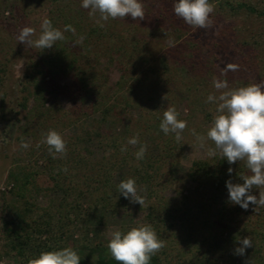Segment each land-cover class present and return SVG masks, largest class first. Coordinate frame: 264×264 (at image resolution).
<instances>
[{"label":"trees","instance_id":"obj_1","mask_svg":"<svg viewBox=\"0 0 264 264\" xmlns=\"http://www.w3.org/2000/svg\"><path fill=\"white\" fill-rule=\"evenodd\" d=\"M81 2L0 0V86L10 66L22 61L24 83L32 85L28 95L34 100L19 139L20 143L27 140L30 147L24 151L25 160L14 165L7 176L18 205L11 207L9 219L3 222L5 253L13 255L16 264H27L42 251L67 247L74 228L84 231L86 241L80 249L94 253L93 264H118L107 244L87 243L89 224L103 220L100 212L122 209L143 212L140 225L150 224L165 242L150 264L249 263L246 251L242 256L235 254V248L241 246L239 239L231 237L220 248L214 244L233 227H241L258 243L264 241V207L257 209L250 203L245 210L224 198L226 181L242 183L240 175L250 174L245 163L230 165L219 154L193 160L185 173L194 185L192 196L183 194L176 171L194 138L189 131L192 115L202 113L205 127L212 123L216 105L206 100L209 94L219 95L213 81L227 80L229 89L238 88L236 72H241L250 83L264 82V0H210L213 15L228 19L231 26L223 28L217 38H198L207 50L201 58L194 54L199 43L193 42L192 47L187 33H204L205 28L189 31L190 26L174 14L176 0H141L143 20L110 18L104 27L90 18V10L82 8ZM39 8L54 27L63 31L71 25L75 34L65 31V40L44 50L18 42L20 30L33 24L37 26L32 39L38 38L43 20ZM81 36L83 42L77 43ZM222 62L237 65V70H226L227 63ZM113 68L119 72L116 82L109 77ZM62 80L68 83L60 85ZM51 94L55 101L46 107ZM27 100L21 107L26 108ZM169 106L178 113L184 106L189 112L178 117L188 126L184 130L187 139L179 143L174 134L165 135L159 128ZM71 127L76 130L73 135L62 134ZM49 129L67 142L64 158L40 155L45 144L36 145ZM196 132L201 134V127ZM137 133L148 146L142 160L134 156L139 145H127V152L120 150ZM207 143L214 147L212 141ZM95 149L100 150L99 157ZM230 167L232 173H228ZM127 178H134L137 187H145L143 206L118 192V184ZM209 188L214 191L210 197ZM170 190L175 195L168 196ZM259 191L254 188L253 194L258 196ZM54 194L59 195L58 200L50 198ZM35 195L48 198L47 204L35 205ZM131 228L118 230L126 233ZM263 256L256 244L251 261L262 264ZM88 261L81 257L80 264Z\"/></svg>","mask_w":264,"mask_h":264},{"label":"clouds","instance_id":"obj_2","mask_svg":"<svg viewBox=\"0 0 264 264\" xmlns=\"http://www.w3.org/2000/svg\"><path fill=\"white\" fill-rule=\"evenodd\" d=\"M81 7L90 10V18L100 27H104V22L110 18H145L141 0H82ZM173 10L186 24L208 28L212 24L210 16L215 9L210 0H176ZM40 27L41 32L35 40L32 37L35 36L36 30L28 26L23 27L17 37L18 42L44 50L52 48L57 41L65 40V31L75 34V28L71 25H66L61 31L54 27L51 19L47 17L43 18ZM83 40L84 37L81 36L77 43H82ZM237 67L229 64L226 70L235 71ZM213 86L219 95L209 94L206 100L207 103L216 105L212 123L206 134H198L195 129L191 130V134L195 137L198 147L206 150L207 156L215 157L219 154L223 159L226 158L230 165L243 161L249 170L250 174L240 175L242 183L226 181L229 201L245 210L250 203L257 209L264 207V82L229 89L227 80L215 79ZM178 117L176 108L169 106L163 112L159 125L165 135L174 134L177 143L183 139L182 133L187 128V121ZM208 140L213 142L214 147L207 146ZM41 144L48 146L53 159L64 158L67 154V142L56 130L42 133V140L36 147L39 148ZM127 145H139L134 156L137 160L144 159L148 146L140 142L138 133L121 146V152L128 151ZM21 147L28 149L30 144L22 141ZM232 171L230 167L228 173ZM254 188L260 190L258 196L253 194ZM117 190L132 203H139L141 206L145 204V198L138 194L134 178L122 180ZM238 242L241 246L235 248L236 255L242 256L247 248L252 247L248 237ZM164 247L165 242L158 237L150 224L132 227L126 233L116 230L111 233L107 244L111 257L118 264H150L151 258ZM80 261L81 257L75 249L65 247L60 250L42 251L38 256L30 258L27 264H80Z\"/></svg>","mask_w":264,"mask_h":264},{"label":"rangeland","instance_id":"obj_3","mask_svg":"<svg viewBox=\"0 0 264 264\" xmlns=\"http://www.w3.org/2000/svg\"><path fill=\"white\" fill-rule=\"evenodd\" d=\"M38 13H41V19L44 17V13L42 9H38ZM211 14L210 19L212 20V24L210 27L205 28L204 33L201 31L197 32V34H194L192 32H188L187 34L190 37V41L193 47L194 43H199L198 51H195L194 54L197 57H203L205 52L207 51L206 48L202 46L198 38H202L203 36L209 37V38H217L216 35L220 33V31L225 29L230 22L226 18H221L218 16ZM40 19V20H41ZM42 21V20H41ZM238 22V20H235ZM16 23V22H15ZM40 21L38 20V24ZM235 24V22H233ZM236 25V24H235ZM37 25H31L33 28ZM190 26V25H189ZM233 26V25H232ZM21 27V25H20ZM13 28L11 27V31ZM192 30V26H190L189 31ZM199 41V42H198ZM191 47L188 45V48ZM198 54V55H197ZM163 61L165 58H162ZM205 60V59H204ZM227 63V62H222ZM231 64L227 63L226 65ZM24 63L22 61L15 62L13 65L10 66V68L6 71V77L4 78V85L0 86V264H16L17 260L16 258L11 254H6V235L4 233L3 228V222L6 219H9L11 215V207L18 205L17 199L11 194V187L12 185L8 182L7 176L9 171L13 168L14 165L20 164L21 160H25L24 151L25 149L21 147V143L19 142V139H21V127L27 123L28 118V111L32 109L34 100L32 97L28 95V92L32 90V85H27L24 83ZM238 88L241 86H246L247 84H250V79L245 76L244 73H238ZM243 76V77H242ZM245 76V77H244ZM109 77L111 82H116L119 78V72L116 69H112L111 73H109ZM20 82L24 83V85H20ZM26 82V81H25ZM67 80H62L60 82V85L67 84ZM25 88L29 89L26 91ZM26 98L28 99L26 101V108L21 107L22 104L25 103ZM55 101L54 94L50 95L49 101L46 103V107L49 105H52ZM60 103L64 107H68V103L65 99H61ZM133 113L136 115L137 111L134 109ZM179 114L182 117H186L187 114H189L188 109L184 106L179 107ZM191 121L189 123V131L192 129L197 130L198 127H201V134H206L208 126H203L204 124V115L202 113H197L195 115H192ZM188 127V126H187ZM52 130V129H49ZM47 130V131H49ZM116 132L118 129H115ZM45 131L44 133H46ZM76 132L74 127H71L69 129H66L62 131V134L64 135H73ZM183 138L186 140L187 137L185 132L182 133ZM42 140V137H41ZM192 141L187 144V148L184 152L183 158L180 163V167L177 169L176 174L177 176L182 180L181 184V190L184 195L192 196L194 185L189 182L185 178V173L190 166V163L193 160H202L206 159L209 156L206 154V150L200 149L196 143L195 137L191 139ZM24 142H27L25 140ZM208 142V141H207ZM208 146V143H207ZM95 156L99 157L101 155L100 150L95 149ZM49 153L48 146L45 145L43 151L40 153L41 156H45ZM119 175L117 176L116 180L118 181ZM138 188V194L141 196L145 195V187L139 186ZM208 196L214 195V191L209 188L208 189ZM168 196L175 195V192L173 190H170L167 193ZM52 200H58L59 195L54 194L50 196ZM224 198H228V194L224 193ZM48 202V198L43 196H34L33 197V203L37 206L44 207ZM101 216L103 217V220L99 223H95V221H92L89 226L92 228L89 231L88 239L90 240L87 244L92 245L97 241H101L105 244H108L111 233L118 230L121 226L126 227H135L140 224H142L143 221V212H130L127 213L126 211L120 209L117 212H100ZM95 232L97 233L98 238H95ZM71 238L68 240L67 247H72L75 249L80 257L88 258V263L93 264L94 263V253H92L89 249H80V246L83 244L85 240L84 238V231L78 230V229H71ZM236 238V239H243L245 237L250 238L252 242V247L247 248L246 251V258L248 259L247 264H258L254 261L252 262L251 259L253 258V250L255 249L256 244L260 245V248L262 249L264 253V241L258 243L257 241H254V239L247 235L241 227H233L230 229H227L223 232L221 236H219L214 244L216 245V248H220L223 241L229 240L230 238ZM264 257V256H263ZM196 264V263H195ZM197 264H204L203 262L197 263ZM214 264H223L222 262H215ZM236 264H242L241 261H237ZM264 264V263H262Z\"/></svg>","mask_w":264,"mask_h":264}]
</instances>
